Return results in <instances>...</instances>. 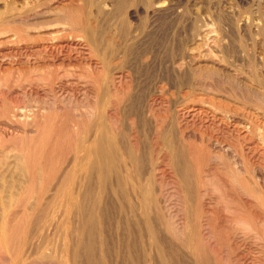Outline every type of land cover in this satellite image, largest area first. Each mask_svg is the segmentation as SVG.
Returning a JSON list of instances; mask_svg holds the SVG:
<instances>
[{"label": "bare ground", "instance_id": "obj_1", "mask_svg": "<svg viewBox=\"0 0 264 264\" xmlns=\"http://www.w3.org/2000/svg\"><path fill=\"white\" fill-rule=\"evenodd\" d=\"M251 2L0 0V264H264Z\"/></svg>", "mask_w": 264, "mask_h": 264}, {"label": "rangeland", "instance_id": "obj_2", "mask_svg": "<svg viewBox=\"0 0 264 264\" xmlns=\"http://www.w3.org/2000/svg\"><path fill=\"white\" fill-rule=\"evenodd\" d=\"M192 1V2H191ZM196 1V2H195ZM205 1V2H204ZM208 0H187L188 5H191L190 7H192V5L194 7H199V6H203V4L207 2ZM210 1V0H209ZM218 3H226V2H234L235 0H212ZM255 1V0H254ZM259 1V2H258ZM256 0V2H258V5L256 4V2H251L254 4V6H259L260 9L263 8L264 10V0ZM195 2V3H194ZM192 3V4H191ZM194 3V4H193ZM202 3V4H201ZM260 3V4H259ZM204 4V5H205ZM263 4V7L261 6Z\"/></svg>", "mask_w": 264, "mask_h": 264}]
</instances>
